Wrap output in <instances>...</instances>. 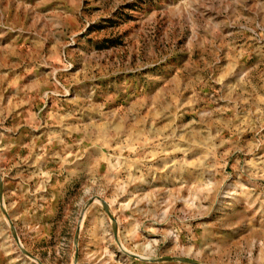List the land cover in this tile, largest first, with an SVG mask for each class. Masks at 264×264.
<instances>
[{"label": "rangeland", "instance_id": "rangeland-1", "mask_svg": "<svg viewBox=\"0 0 264 264\" xmlns=\"http://www.w3.org/2000/svg\"><path fill=\"white\" fill-rule=\"evenodd\" d=\"M0 264H264V0H0Z\"/></svg>", "mask_w": 264, "mask_h": 264}, {"label": "water", "instance_id": "water-1", "mask_svg": "<svg viewBox=\"0 0 264 264\" xmlns=\"http://www.w3.org/2000/svg\"><path fill=\"white\" fill-rule=\"evenodd\" d=\"M16 237V236H15ZM16 239H17V237H16ZM18 241V240H17Z\"/></svg>", "mask_w": 264, "mask_h": 264}]
</instances>
